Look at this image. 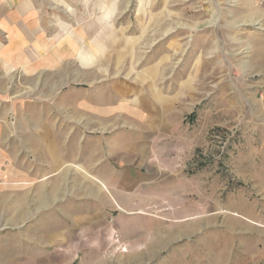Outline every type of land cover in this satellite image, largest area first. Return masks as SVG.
<instances>
[{"label":"rangeland","instance_id":"obj_1","mask_svg":"<svg viewBox=\"0 0 264 264\" xmlns=\"http://www.w3.org/2000/svg\"><path fill=\"white\" fill-rule=\"evenodd\" d=\"M115 99L175 113L182 168L225 187L192 211L223 217L155 254L114 233L63 261L49 242L50 264H264V0H0L1 114L68 142Z\"/></svg>","mask_w":264,"mask_h":264},{"label":"crops","instance_id":"obj_2","mask_svg":"<svg viewBox=\"0 0 264 264\" xmlns=\"http://www.w3.org/2000/svg\"><path fill=\"white\" fill-rule=\"evenodd\" d=\"M114 101L111 108L89 110L88 128L95 132L68 142L62 129L32 137L27 125L0 113L5 264H50L49 242L58 249L56 257L67 261L80 249L114 244V233L155 254L223 217L213 211L210 218L202 202L192 211L191 196H225V187L217 180L210 192L203 177L182 168L172 150L175 113ZM50 202L55 208L49 210ZM243 218L237 214L233 221L242 232L257 233Z\"/></svg>","mask_w":264,"mask_h":264},{"label":"bare ground","instance_id":"obj_3","mask_svg":"<svg viewBox=\"0 0 264 264\" xmlns=\"http://www.w3.org/2000/svg\"><path fill=\"white\" fill-rule=\"evenodd\" d=\"M20 6V5H19ZM27 6V5H26ZM24 9V8H23ZM25 10V9H24ZM29 11V10H28ZM13 12V11H12ZM10 14H12L11 12H10ZM34 15V14H33ZM29 17H30V15H29ZM23 19V18H22ZM28 19V18H27ZM27 19H26V21H27ZM24 25H25V23H24ZM30 32V31H29ZM32 35V34H31ZM31 38V37H30Z\"/></svg>","mask_w":264,"mask_h":264}]
</instances>
